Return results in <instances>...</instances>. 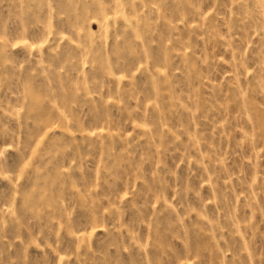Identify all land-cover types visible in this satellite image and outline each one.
I'll return each instance as SVG.
<instances>
[{
	"label": "rangeland",
	"instance_id": "rangeland-1",
	"mask_svg": "<svg viewBox=\"0 0 264 264\" xmlns=\"http://www.w3.org/2000/svg\"><path fill=\"white\" fill-rule=\"evenodd\" d=\"M0 264H264V0H0Z\"/></svg>",
	"mask_w": 264,
	"mask_h": 264
}]
</instances>
